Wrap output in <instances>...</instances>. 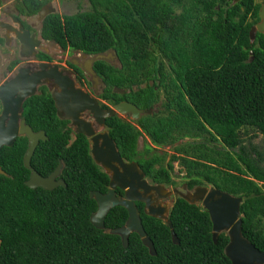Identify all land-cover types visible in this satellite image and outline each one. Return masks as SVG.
Instances as JSON below:
<instances>
[{"label":"trees","instance_id":"16d2710c","mask_svg":"<svg viewBox=\"0 0 264 264\" xmlns=\"http://www.w3.org/2000/svg\"><path fill=\"white\" fill-rule=\"evenodd\" d=\"M50 1L17 0V5L33 16ZM87 1L86 11L48 15L40 35L87 55L113 51L115 64L94 63L106 103L127 101L144 110L159 104V112L141 117L138 127L117 116L106 120L121 157L135 161L154 184L173 185L177 162L189 188L210 184L235 197H251L240 205L242 235L264 252V148L259 151L252 142L257 134L264 140V36L249 38L259 22V4ZM115 88L127 93L116 94ZM23 117L47 137L34 151L32 168L47 177L61 162L66 187L25 186L30 174L23 165L25 137L1 149L0 167L8 176L0 175V264H231L224 254L228 237L222 233L214 243L207 212L182 199L169 213L178 245L162 221L136 204L155 256L135 233L124 248L119 236L96 229L90 217L97 206L89 193H106L109 178L94 164L87 138L57 118L45 90L26 99ZM142 134L156 148L172 146L169 160L148 145L140 153ZM185 138L192 142L182 143ZM126 219V210L114 207L105 229L122 227Z\"/></svg>","mask_w":264,"mask_h":264},{"label":"water","instance_id":"95a60500","mask_svg":"<svg viewBox=\"0 0 264 264\" xmlns=\"http://www.w3.org/2000/svg\"><path fill=\"white\" fill-rule=\"evenodd\" d=\"M242 0H232L238 3ZM50 6L42 7L38 12V20L42 22L53 10H47ZM259 22L251 27L250 41L253 42L257 33L264 36V3L258 11ZM28 36L24 31L23 37ZM22 42V36L17 34ZM84 62L77 59L70 64L77 66L89 76L94 93L96 86L101 84L99 77L93 69L95 62L101 61L113 64L116 56L112 50L95 55L83 53ZM64 70H59L56 65L41 63L36 70H20L0 87V151L3 147H11L18 137L27 139V148L23 156V165L30 172L25 186L29 189L41 188L52 191L57 187H66L60 174L63 168L59 162L56 169L47 177L41 176L31 166V159L39 142L46 141L44 131L34 132L21 117L23 103L26 99L36 95L40 86L54 88L52 100L59 120L70 122L74 135H83L90 141V156L95 165L100 167L108 176V190L106 193L91 191L89 197L96 203L97 209L91 215L90 222L98 230L106 234L117 235L121 239L124 248L128 245L129 236L132 233L138 235L143 246L149 254L155 256L152 241L147 237L141 223L140 213L136 203L143 204V213L149 217L162 221L170 231L173 244L178 245L172 223L169 219L171 205L164 202L165 198L173 195L190 205H200L209 215L212 228V240L214 243L220 234L228 237V243L224 248V254L231 264H264V252L258 250L249 240L242 235V215L240 205L251 197H235L222 192L214 187H196L192 193H182L177 189L167 190L160 184H151L136 162H126L122 159L116 144L106 131L97 133L105 126V120L115 115L129 116L132 120H138L143 116L152 114V109H140L129 102H121L110 108L102 109L94 97L78 88L75 82ZM116 94H124L121 89L113 90ZM87 113V116H84ZM91 116L93 123L87 122ZM86 117V119H84ZM0 175L8 176L0 167ZM116 189L124 192L123 197L116 195ZM185 189V186L183 187ZM120 206L127 212L125 224L119 228L105 229L104 220L108 212Z\"/></svg>","mask_w":264,"mask_h":264},{"label":"flooded vegetation","instance_id":"af4514ba","mask_svg":"<svg viewBox=\"0 0 264 264\" xmlns=\"http://www.w3.org/2000/svg\"><path fill=\"white\" fill-rule=\"evenodd\" d=\"M8 1L6 2V0H0V87L3 86L4 83L8 81L11 77L18 74L20 70L33 71L37 69L39 64L46 63V64H51V65H56L59 70L66 71L67 73H64V75L69 76L75 82L78 88L82 89L84 92H86L90 96L97 99L101 108L103 104L107 106L106 108H102V109L110 108L121 102H127V101H121L116 104H110V103H106L105 101H103L100 98V96L102 95L105 89V85L103 81L101 80V78L99 77V75L97 74V72L95 73L97 74V76L99 77L102 83L96 86L97 94H95L92 88V85L89 82V76L84 74L80 70V68H78L77 66L70 64V61L72 60L75 61V59H77L78 62H84V59H82L83 53L78 52V51H73L68 48L62 49L61 47L57 46L54 43L53 44L55 46H50V43H48L49 41L43 40L40 33H38V29L41 30V26L43 22V21L39 22L38 20L39 11L37 12L36 15L27 16L25 15V13L20 11L17 5V0H8ZM255 2L259 4V8H260V6L264 3V0H262L260 3H258V0H255ZM49 4L50 6L48 7L47 10H53L52 14L56 13V8L54 7L56 2H54V0L44 4L42 7L47 6ZM24 31H27L28 33V36H26V38L23 37ZM17 34L22 36V39H23L22 42H20V40L17 38ZM64 53L67 54V57H64ZM115 62L113 64H115ZM93 69H94V64H93ZM43 90H45V92L48 93L50 96H52L53 91H55L54 88H48L47 86H40L37 89L36 95L41 94ZM123 91H124V94L127 93V91L125 90ZM124 94H120V95H124ZM152 110L153 112L150 115L158 113L160 110L159 104H154ZM1 111H2V107L0 104V113ZM84 116H87V113ZM115 116L138 127L136 122L139 119L132 120L129 116H119V115H115ZM21 117L24 118L23 113ZM84 119H86V117ZM106 120H105L104 128L102 130L101 129L97 130L96 131L97 133L106 131L109 135V128L106 125ZM87 122H91L93 128L96 126L93 123L91 116L87 118ZM67 125L73 131L72 127L70 126V122L67 123ZM141 136H145V135L142 134ZM88 143H89V149H90L89 140H88ZM130 162H135V161H130ZM171 178L174 181L172 174H171ZM146 179L148 180V178ZM149 182L151 183V181ZM151 184H154V183H151ZM160 185L164 186L169 191L177 189L182 193H186V192L192 193V191L198 186H203L206 188L213 187L210 184H206V185H196V186L189 188L188 179L186 178H183L181 183H176L174 181L173 185H164V184H160ZM259 185L262 186L263 183H259ZM184 186H185V189H183ZM116 195L123 197L124 192L120 189H116ZM177 199H180V198H175L173 195H171L170 197L165 198L164 202H167L168 205H171V208H172L173 204L175 203Z\"/></svg>","mask_w":264,"mask_h":264},{"label":"rangeland","instance_id":"374dc122","mask_svg":"<svg viewBox=\"0 0 264 264\" xmlns=\"http://www.w3.org/2000/svg\"><path fill=\"white\" fill-rule=\"evenodd\" d=\"M7 1L8 0H6V2ZM261 1L262 0H258V3H260ZM54 2H56V4L54 5V7L56 8V13L59 15H70V14L76 13L77 11H86L89 9V3L87 0H62V1L54 0ZM38 33H40V29H38ZM48 43H50V46H55L52 42H48ZM64 57H67L66 53H64ZM201 140L202 139H196L194 142H199ZM185 142H192V140L189 138H185L182 140V143H185ZM252 142H253V145L257 146L259 151H262L264 141L260 134H257ZM152 144L153 143L149 139H147V137L141 136L138 139V146H137L138 151L140 153H143L145 146L148 145L154 148V150L159 154L166 153L168 155L166 160H169V156L173 154L172 146L168 145L165 147L156 148ZM218 147L222 148L221 144H218ZM180 170H181L180 166H178L177 162H175L173 165V171L171 172V174L176 183H181L184 178L183 177L184 173L181 172Z\"/></svg>","mask_w":264,"mask_h":264}]
</instances>
